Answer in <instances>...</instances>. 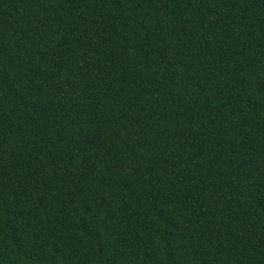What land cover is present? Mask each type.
<instances>
[{
  "label": "trees",
  "instance_id": "16d2710c",
  "mask_svg": "<svg viewBox=\"0 0 264 264\" xmlns=\"http://www.w3.org/2000/svg\"><path fill=\"white\" fill-rule=\"evenodd\" d=\"M0 264H264V0H0Z\"/></svg>",
  "mask_w": 264,
  "mask_h": 264
}]
</instances>
